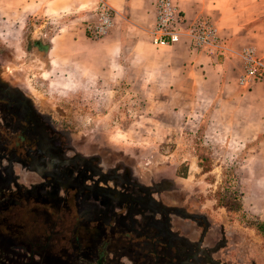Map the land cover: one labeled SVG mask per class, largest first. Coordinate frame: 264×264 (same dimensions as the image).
Wrapping results in <instances>:
<instances>
[{
  "label": "crops",
  "instance_id": "obj_1",
  "mask_svg": "<svg viewBox=\"0 0 264 264\" xmlns=\"http://www.w3.org/2000/svg\"><path fill=\"white\" fill-rule=\"evenodd\" d=\"M96 1L3 0V4L6 13H19L22 24L39 22L36 26L43 30L47 20L55 22L52 34L44 36L45 57L53 75L67 77L69 89L90 85L147 91L152 94L150 106L164 107L181 124L202 123L203 138L227 141L228 155L242 154L243 184L249 188L248 197L257 199L253 186L264 189V0H171L185 26L199 19L215 26L222 53L214 56L192 49L184 39L167 48L152 46L149 31L156 0H101L113 11V25L105 37L91 40L82 28L92 20ZM245 47L255 50L263 73L240 88L239 53ZM109 198L104 196V202ZM114 202L126 210L109 214L83 210L71 216L74 226L90 223L104 240L88 250L75 249L77 264H218L215 254L230 257L229 248L215 246L210 223L199 235V216L150 193ZM89 250L91 259L80 262L82 251Z\"/></svg>",
  "mask_w": 264,
  "mask_h": 264
},
{
  "label": "rangeland",
  "instance_id": "obj_2",
  "mask_svg": "<svg viewBox=\"0 0 264 264\" xmlns=\"http://www.w3.org/2000/svg\"><path fill=\"white\" fill-rule=\"evenodd\" d=\"M19 17L6 13L0 0V85L45 121L63 156L89 162L115 179L105 181L108 189L121 191V179L135 194L150 191L199 216V235L210 223L215 246L230 249V257L215 254L218 264H264V240L252 227L264 222V189L253 186L259 197H248L239 169L242 154L228 155L223 139L203 138L202 123L181 124L164 107L150 106L147 91L69 89L67 77L53 75L45 50L33 44L44 46L55 22L47 20L43 32L39 22L22 24ZM8 174L0 170V264H77L69 204L46 198L48 188L33 190L30 184L41 183L33 172L11 165ZM92 252L82 251L80 262Z\"/></svg>",
  "mask_w": 264,
  "mask_h": 264
},
{
  "label": "flooded vegetation",
  "instance_id": "obj_3",
  "mask_svg": "<svg viewBox=\"0 0 264 264\" xmlns=\"http://www.w3.org/2000/svg\"><path fill=\"white\" fill-rule=\"evenodd\" d=\"M1 87L0 85V164L5 161V166L1 165L0 170L7 178L11 165L35 173L41 183L30 184L32 189L40 192L43 188H48L46 198L53 202L69 204L67 212L70 214H77L80 209L104 214L112 213L115 209L119 212L125 211L124 206L116 208L117 203L114 200L147 195L135 194V187L126 185L121 179H116L121 191L108 189L105 181L115 179L103 177L89 162L64 157L56 144L54 134L44 124L45 121L40 120L30 105L15 91ZM99 182H102V185ZM104 196L110 197L107 202H104ZM198 221L201 228V220ZM91 226L93 225H86L82 221L74 226V231L82 230L84 236L75 235L74 242L70 243L73 250H88L89 246H99L100 242L104 241ZM3 242L10 244L9 238L3 239ZM104 244L107 245L105 242ZM109 244H112L111 241Z\"/></svg>",
  "mask_w": 264,
  "mask_h": 264
},
{
  "label": "built area",
  "instance_id": "obj_4",
  "mask_svg": "<svg viewBox=\"0 0 264 264\" xmlns=\"http://www.w3.org/2000/svg\"><path fill=\"white\" fill-rule=\"evenodd\" d=\"M154 9V23L149 31V42L155 48H167L184 39L192 49L203 50L207 56L222 53L216 28L208 20L199 19L185 26L171 0H156ZM92 17V20L84 22L82 29L87 38L99 40L112 28L113 11L105 2L99 0L94 4ZM239 54L242 73L237 85L242 88L261 78L263 66L252 47L243 48Z\"/></svg>",
  "mask_w": 264,
  "mask_h": 264
},
{
  "label": "trees",
  "instance_id": "obj_5",
  "mask_svg": "<svg viewBox=\"0 0 264 264\" xmlns=\"http://www.w3.org/2000/svg\"><path fill=\"white\" fill-rule=\"evenodd\" d=\"M33 44H34V48L37 49H43L45 50L46 48L44 46L41 45L40 41L38 40H33ZM218 201V200H217ZM219 202V201H218ZM220 203V202H219ZM253 229L258 232V234L262 237V239L264 240V222L259 221L256 222L254 225H252Z\"/></svg>",
  "mask_w": 264,
  "mask_h": 264
}]
</instances>
